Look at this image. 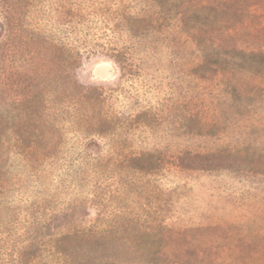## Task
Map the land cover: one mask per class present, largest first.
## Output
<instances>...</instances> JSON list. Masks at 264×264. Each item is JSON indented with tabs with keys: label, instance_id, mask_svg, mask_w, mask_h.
I'll return each instance as SVG.
<instances>
[{
	"label": "rangeland",
	"instance_id": "374dc122",
	"mask_svg": "<svg viewBox=\"0 0 264 264\" xmlns=\"http://www.w3.org/2000/svg\"><path fill=\"white\" fill-rule=\"evenodd\" d=\"M70 245L264 264V0H0V264Z\"/></svg>",
	"mask_w": 264,
	"mask_h": 264
},
{
	"label": "trees",
	"instance_id": "16d2710c",
	"mask_svg": "<svg viewBox=\"0 0 264 264\" xmlns=\"http://www.w3.org/2000/svg\"><path fill=\"white\" fill-rule=\"evenodd\" d=\"M74 247L75 246L70 245L67 248H65L63 252H60L59 249H57L55 252L51 253L49 256V258L51 259V262H54L53 264H62L67 256V252H65V250H71V251L75 250L76 251V247L75 248Z\"/></svg>",
	"mask_w": 264,
	"mask_h": 264
}]
</instances>
